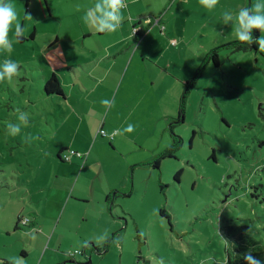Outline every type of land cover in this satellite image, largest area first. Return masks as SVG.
I'll list each match as a JSON object with an SVG mask.
<instances>
[{"label": "rangeland", "instance_id": "obj_1", "mask_svg": "<svg viewBox=\"0 0 264 264\" xmlns=\"http://www.w3.org/2000/svg\"><path fill=\"white\" fill-rule=\"evenodd\" d=\"M181 1L147 2L150 14L162 11L163 52L181 60L172 59L178 75L184 62L191 68L182 72L187 79L216 48L220 66L202 67L179 123L165 80L142 72L134 60L123 75L129 87L117 95H127L119 112L112 88L121 75L88 74L91 61L74 55L89 43L82 24L91 25L83 22L85 13L74 12L84 8L82 0L65 10L66 0H11L19 35L28 38L35 31V37L20 42L13 27L12 52L0 50V61L19 64L11 82H0V264L16 258L20 264H236L232 256L243 237L255 243L245 253L264 261V48L237 53L222 48L237 42L235 25L222 22L221 13L229 9L209 11L199 2ZM254 4L247 0V7ZM127 52L110 51L104 64ZM138 62L152 70L153 60ZM52 73L63 98L43 93ZM166 76L168 82L174 79L172 72ZM149 79L158 87L144 90ZM79 87L86 90L78 94ZM125 107L133 109L129 116ZM169 110L174 116L165 115ZM20 112L29 114L28 123L13 136L7 126L20 123ZM129 124L131 132L125 131ZM171 133L182 141L175 158L153 169L149 163L171 145ZM65 153L69 161L62 162L58 155ZM117 183L124 192H110L113 210L101 217L93 195L102 185ZM69 199L74 201L66 207ZM17 217L34 219L37 226L15 230ZM101 235L106 239L98 240ZM106 240L111 243L104 255L88 247Z\"/></svg>", "mask_w": 264, "mask_h": 264}, {"label": "crops", "instance_id": "obj_2", "mask_svg": "<svg viewBox=\"0 0 264 264\" xmlns=\"http://www.w3.org/2000/svg\"><path fill=\"white\" fill-rule=\"evenodd\" d=\"M74 0H66V6H62L64 10L66 8H70L69 4L72 3ZM153 1V0H124V8L122 9L123 12V20L121 22L120 28L115 32V33H98L94 27L91 26H84L82 24V36H84L85 39L89 41L87 44L82 45V50H76V53L74 54L77 56V58L85 59L86 61H91V65L94 69L88 70V74H94L98 71H105L107 77V71L115 72L117 75L118 73L121 75V78L118 82L114 85L112 88V96H113V101L114 103L117 101L118 104V112L122 106L127 105V95L124 93V97L122 99H117V95L123 87V91L125 88L129 87L128 81H127V76L123 78V75L126 74L128 75V70L131 66L132 60H134V65L137 66L142 70V72H150L153 74V77L155 78L158 76V78L161 79V81L165 80L166 82V91H168V99L171 100V104L175 106V111L177 110L178 113V106L181 98V91L183 89V84L185 81L188 79V75L184 74L182 75V72L189 70L191 71V68L184 62L185 68L179 73L178 75V68L176 66V63L172 62V59H178L176 57V54L173 53L172 56L167 57L165 55V52H163V44L164 42L167 43L166 40L162 39V36L164 35L163 33L165 32L164 25L161 23L162 20V11L159 12V17L154 18V14H150V11H147L149 6L147 2ZM187 1V6L192 5V3L199 2L197 1H190V0H182L181 3ZM84 4V8L80 9H74L75 15H81L82 13H85L95 2L96 0H82ZM201 6V5H200ZM218 6L223 10V8L227 7L229 10H232L235 14L241 7H247V0H220ZM65 17H70L71 15H64ZM187 19L185 18V23H187ZM83 26L86 28V30L83 29ZM135 27L137 29H146L149 27L151 29V36L150 37V43L144 41L146 40V36L144 35L140 41L136 44L135 49H130L126 48V45L132 40L134 36V29ZM35 32V31H34ZM154 32V33H153ZM147 33V32H146ZM98 35V39L95 38V36ZM165 36V35H164ZM29 37V36H28ZM25 38V37H24ZM161 38V39H160ZM178 38L180 40H183L184 37L183 35H179ZM34 39V38H33ZM163 40V41H162ZM175 40H170V44H173ZM176 43V42H175ZM174 43V44H175ZM125 47V48H124ZM131 51L129 53L130 55V60L127 61L128 59V52L124 54L118 61L114 62L112 61L111 64L108 66L107 64H104V62H107L108 54L110 51L113 52V56H118L122 54L124 51ZM84 53H87L88 56H85ZM101 54L103 56H94V55ZM92 55L95 57V59H89V58H94ZM107 56V57H106ZM101 59V60H100ZM162 59H164V63L166 65V69L162 66ZM140 61H146L147 63L153 60V63L151 62L149 65L152 67V70L150 69L149 66L146 67H140L138 64H140ZM150 60V61H148ZM179 62L181 60L178 59ZM183 61V60H182ZM103 62L102 67L99 65ZM87 62L86 64H88ZM89 63V64H90ZM172 68H175L172 69ZM172 72V76L174 79L171 80V82H168L167 80V74ZM87 74V75H88ZM175 76L177 79H175ZM104 78V79H105ZM114 78H117L115 76ZM119 78V77H118ZM127 81V82H126ZM100 82L97 80V87L100 86ZM140 82L143 83V79H140ZM82 85H84L83 82H81ZM153 81L150 82L149 79V84L145 87H142L144 90H149L153 86ZM158 86H153V88H157ZM80 90H77L78 94L83 93L86 89L79 87ZM144 92L141 93L140 98L142 99L144 97ZM162 99V94L160 95ZM141 102V100H140ZM133 107V106H132ZM128 116L132 112L133 109H129L130 107H125ZM134 108V107H133ZM176 114V112H175ZM165 115H173V110H169L165 112ZM104 126V123H102V128ZM127 185H125L126 187ZM125 188L119 187L118 183L111 185V184H105L100 187V191L97 190L95 194L93 195V198L97 201V207L100 205L98 208V213L101 215V217H105L108 212L111 214V211L113 209L110 208V205L114 204L115 198H112L110 195V192L114 191L116 192L117 190H121L124 192ZM94 189L91 188V191ZM114 195V194H113ZM79 199H82L81 197H77ZM110 198L112 200L109 202ZM74 201V199H69L66 202V207L68 204ZM65 207V208H66ZM108 213V215H109ZM106 215V216H108ZM111 216V215H110ZM34 220V219H33ZM33 220H31L33 222ZM33 224L37 226V222L34 220ZM107 229H109V224L106 226ZM114 228V227H113ZM111 232V230H110Z\"/></svg>", "mask_w": 264, "mask_h": 264}, {"label": "clouds", "instance_id": "obj_3", "mask_svg": "<svg viewBox=\"0 0 264 264\" xmlns=\"http://www.w3.org/2000/svg\"><path fill=\"white\" fill-rule=\"evenodd\" d=\"M220 0H199L200 5L209 11L215 10ZM124 0H96V2L85 12L83 22L95 28L98 33H115L121 26L123 20ZM223 24L235 25V35L239 42L247 45L256 44L264 48V38L254 39L253 29L264 32V0H255L252 7H241L237 12L225 10L221 13ZM15 28L16 35L20 34L19 15L11 0H0V50L11 53L13 50L12 40L9 37L10 30ZM19 73V64L11 59L0 61V82H11ZM29 114L20 112V123H9L8 130L11 135H16L21 131V124L28 123ZM134 126L129 124L125 131L131 132ZM102 241L105 235L97 238ZM87 244V241L85 242ZM79 252V249H77ZM232 249L228 253H231ZM233 260L237 259L235 255ZM245 264H264V261L255 258L250 252L243 255ZM12 264H20V258L12 261ZM163 264V261H161Z\"/></svg>", "mask_w": 264, "mask_h": 264}, {"label": "trees", "instance_id": "obj_4", "mask_svg": "<svg viewBox=\"0 0 264 264\" xmlns=\"http://www.w3.org/2000/svg\"><path fill=\"white\" fill-rule=\"evenodd\" d=\"M154 18H157L159 17L158 16H153ZM135 33H134V36L132 38V40L126 45V48H129L130 46L132 45H136L140 39L145 35V33L149 30V27H147L146 29H143L141 30L140 28L137 29L135 27ZM260 33L259 30L257 29H253V37L254 39H258L260 37ZM35 37V32L33 31L28 38H23L21 35L17 36V39L20 41V42H24V41H27V40H33V38ZM222 48L224 49H228L230 50L231 52H246L248 50H257V45L256 44H252V45H247L246 43L244 42H232V43H228V44H225L222 46ZM218 50L219 48L217 49H213L211 50L207 55H206V58L204 59V61L201 63L200 67L197 69V71L195 72V75L192 79H188L187 81H185L184 83V90H183V93H182V97L180 99V104H179V107H178V116L176 118V120L180 123L181 122V118L184 114V109H185V99H186V96L190 93V90L191 88L193 87V85L196 83V80L199 78V74H200V71L202 69V67H204L208 62H212L213 66L214 67H219L220 66V62H219V56H218ZM43 93L45 95H56L57 97H65L64 93H63V89L61 87V85L59 84L57 78H56V75L54 73H52L50 75V77L48 78L47 82L45 83L44 85V89H43ZM174 120V119H173ZM170 132L172 131L173 129V123L171 121V124H170ZM171 145L166 149L164 150L163 152H161L153 162L149 163L153 169H158V166L160 165L161 161L164 160V159H173L175 158V152L176 150L178 149V147L181 145L182 141L179 137H176L175 135H173L171 133ZM64 151V150H63ZM67 153L64 154V156H60L58 155V159L62 162H66V160H64V157ZM77 153H73V155H76ZM263 170H264V167H263ZM181 172H178L176 173L175 175V179L178 180L179 176H180ZM164 185L161 184L160 186V191L162 192L163 191V188ZM160 214L161 215H164V211L160 210ZM24 218L22 217H17L16 218V223H15V227L14 229L15 230H18L19 226L21 227H28V228H33L35 227V225L33 224L32 221H28V223L26 224H22V220ZM27 219V218H25ZM111 240V239H110ZM110 240H106L105 242H103L101 245L99 246H94L92 244H89L88 247H91L93 250H95L98 254L100 255H104L107 253V248L109 246V244L111 243ZM255 245L253 239H250L248 237H243L239 240V243L237 244V247L235 249V254L237 256V260L238 262L236 264H244L243 263V255L245 254L246 250ZM87 247V248H88ZM86 251L85 249L82 251V254L85 255ZM4 264H12L11 262L9 261H3ZM228 263H230V259H228ZM65 264H70V263H65ZM72 264H81V263H72Z\"/></svg>", "mask_w": 264, "mask_h": 264}, {"label": "built area", "instance_id": "obj_5", "mask_svg": "<svg viewBox=\"0 0 264 264\" xmlns=\"http://www.w3.org/2000/svg\"><path fill=\"white\" fill-rule=\"evenodd\" d=\"M134 33H135V30H134ZM175 42H173V44H174ZM72 155H73V152L71 153ZM64 159L66 160V161H69V157L68 156H66V157H64ZM28 219H23L22 220V224L24 225V224H26V223H28Z\"/></svg>", "mask_w": 264, "mask_h": 264}, {"label": "water", "instance_id": "obj_6", "mask_svg": "<svg viewBox=\"0 0 264 264\" xmlns=\"http://www.w3.org/2000/svg\"><path fill=\"white\" fill-rule=\"evenodd\" d=\"M86 264H90V261H88V263H86Z\"/></svg>", "mask_w": 264, "mask_h": 264}, {"label": "bare ground", "instance_id": "obj_7", "mask_svg": "<svg viewBox=\"0 0 264 264\" xmlns=\"http://www.w3.org/2000/svg\"><path fill=\"white\" fill-rule=\"evenodd\" d=\"M65 160V159H64Z\"/></svg>", "mask_w": 264, "mask_h": 264}]
</instances>
